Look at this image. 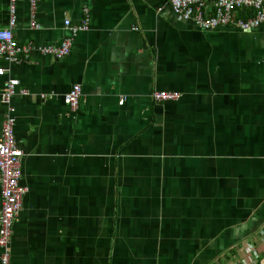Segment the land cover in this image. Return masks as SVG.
<instances>
[{
    "label": "crops",
    "instance_id": "crops-1",
    "mask_svg": "<svg viewBox=\"0 0 264 264\" xmlns=\"http://www.w3.org/2000/svg\"><path fill=\"white\" fill-rule=\"evenodd\" d=\"M34 21L18 0L19 45L71 41L0 62L26 189L10 264H264V25L202 31L167 0H39ZM9 79L27 94L5 105Z\"/></svg>",
    "mask_w": 264,
    "mask_h": 264
},
{
    "label": "built area",
    "instance_id": "built-area-1",
    "mask_svg": "<svg viewBox=\"0 0 264 264\" xmlns=\"http://www.w3.org/2000/svg\"><path fill=\"white\" fill-rule=\"evenodd\" d=\"M29 6L30 27L38 29L34 21V12L39 0H26ZM210 0H167L172 13L181 20H189L202 31H210L227 26H236L243 30L259 24L264 25V0H212L214 12L212 15L205 13L206 4ZM9 19L7 27L0 29V62L18 64L20 58H28L35 50L52 60H59L68 55L70 39L65 38L57 46H41L34 48L32 43L19 45L13 35V27L16 22V5L18 0H8ZM240 8L248 9L253 13L251 18L235 20L234 15ZM83 21L79 25L69 26L64 21L71 35L87 30L88 15L85 8L82 9ZM5 70L0 65V77ZM18 80L9 79L1 94L3 104L9 105L18 88ZM26 96V91L19 90ZM43 97V96H42ZM80 98V88L72 85L63 95V102L71 112H75ZM180 94L174 92H155L153 99L164 102L170 99L177 100ZM15 119L8 113L1 125L0 134V264H10L9 242L17 216L22 207V199L26 189L21 185V158L23 151L16 142L14 134Z\"/></svg>",
    "mask_w": 264,
    "mask_h": 264
},
{
    "label": "trees",
    "instance_id": "trees-1",
    "mask_svg": "<svg viewBox=\"0 0 264 264\" xmlns=\"http://www.w3.org/2000/svg\"><path fill=\"white\" fill-rule=\"evenodd\" d=\"M240 17H242V18H248L249 16L248 15H243V14H240Z\"/></svg>",
    "mask_w": 264,
    "mask_h": 264
},
{
    "label": "rangeland",
    "instance_id": "rangeland-1",
    "mask_svg": "<svg viewBox=\"0 0 264 264\" xmlns=\"http://www.w3.org/2000/svg\"><path fill=\"white\" fill-rule=\"evenodd\" d=\"M19 88H18V92H19ZM169 101V100H168ZM170 101H173V99H170ZM21 177H22V170H21ZM20 180H21V178H20Z\"/></svg>",
    "mask_w": 264,
    "mask_h": 264
},
{
    "label": "bare ground",
    "instance_id": "bare-ground-1",
    "mask_svg": "<svg viewBox=\"0 0 264 264\" xmlns=\"http://www.w3.org/2000/svg\"><path fill=\"white\" fill-rule=\"evenodd\" d=\"M17 90V92H18V88L16 89ZM23 151V150H22ZM23 157V156H22ZM21 160H22V158H21ZM25 193H26V191H25ZM24 196V195H23Z\"/></svg>",
    "mask_w": 264,
    "mask_h": 264
}]
</instances>
